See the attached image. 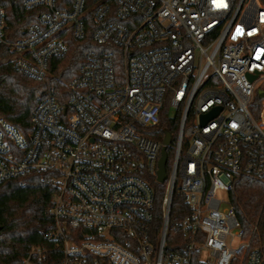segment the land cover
Here are the masks:
<instances>
[{
    "label": "built area",
    "instance_id": "1",
    "mask_svg": "<svg viewBox=\"0 0 264 264\" xmlns=\"http://www.w3.org/2000/svg\"><path fill=\"white\" fill-rule=\"evenodd\" d=\"M24 8L35 21L12 40L0 5V46L15 73L49 82L73 41L87 50L65 89L37 104L29 130L0 117V185L46 173L54 189L45 243L19 264H264L258 224L246 237L230 202L239 179L264 183L262 1L26 0ZM166 107L172 133L159 130ZM167 133L158 228L151 182ZM176 190L187 213L169 245ZM219 192L229 195L223 210Z\"/></svg>",
    "mask_w": 264,
    "mask_h": 264
},
{
    "label": "trees",
    "instance_id": "2",
    "mask_svg": "<svg viewBox=\"0 0 264 264\" xmlns=\"http://www.w3.org/2000/svg\"><path fill=\"white\" fill-rule=\"evenodd\" d=\"M26 0H0L6 14V32L10 39L25 36L29 25L35 21V13L24 8ZM264 4V0H261ZM87 45L71 43L67 56L53 61V78L39 82L17 74L7 60L9 51L0 46V117L9 123L29 130L34 109L46 95L56 96L65 89V83L75 77L83 62ZM167 107L160 132L173 131L168 126ZM48 174L33 173L23 180H9L0 185V264H19L33 246L45 243L43 232L52 226L50 209L54 189L46 182ZM156 192V226L162 224L161 206L165 185L151 182ZM230 202L240 221L245 236L249 237L258 224L264 238V183L241 178L230 192ZM187 213V206L176 190L170 212L167 244L173 245L179 236L177 225Z\"/></svg>",
    "mask_w": 264,
    "mask_h": 264
},
{
    "label": "water",
    "instance_id": "3",
    "mask_svg": "<svg viewBox=\"0 0 264 264\" xmlns=\"http://www.w3.org/2000/svg\"><path fill=\"white\" fill-rule=\"evenodd\" d=\"M261 96H264V93H261ZM169 143H170V134L167 133L165 141H164V148L162 150V158H161V160L159 162L158 182L160 184H164L166 179H167V174H166V163H167L166 149H167V146L169 145Z\"/></svg>",
    "mask_w": 264,
    "mask_h": 264
},
{
    "label": "rangeland",
    "instance_id": "4",
    "mask_svg": "<svg viewBox=\"0 0 264 264\" xmlns=\"http://www.w3.org/2000/svg\"><path fill=\"white\" fill-rule=\"evenodd\" d=\"M218 199L221 200V202H222L221 210L229 207V195L227 192H219L218 193ZM239 244H240L239 239H236L233 245L235 247H238Z\"/></svg>",
    "mask_w": 264,
    "mask_h": 264
}]
</instances>
